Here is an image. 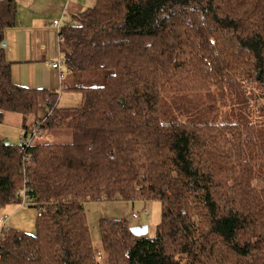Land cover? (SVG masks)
Listing matches in <instances>:
<instances>
[{
    "label": "trees",
    "instance_id": "16d2710c",
    "mask_svg": "<svg viewBox=\"0 0 264 264\" xmlns=\"http://www.w3.org/2000/svg\"><path fill=\"white\" fill-rule=\"evenodd\" d=\"M17 15L15 0H0V122L19 112L72 140L24 152L0 137V209L24 184L37 209L34 234L3 232L0 264H105L85 209L103 191L162 208L154 236L100 220L108 264H264V120L245 112L260 99L264 115V0H95L58 31L70 72L106 71L103 84L73 88L74 107L13 82L1 44ZM182 93L228 113L197 122L162 108Z\"/></svg>",
    "mask_w": 264,
    "mask_h": 264
},
{
    "label": "rangeland",
    "instance_id": "374dc122",
    "mask_svg": "<svg viewBox=\"0 0 264 264\" xmlns=\"http://www.w3.org/2000/svg\"><path fill=\"white\" fill-rule=\"evenodd\" d=\"M95 0H17L19 16L24 17L29 14L34 17L42 18V21L52 20V18L57 17L61 20L68 21L71 17L72 6H83L89 7L94 5ZM82 8V9H84ZM26 13H28L26 15ZM105 70H89L76 73L75 82L76 85H81L79 87H91L93 85L103 84ZM74 92V93H71ZM79 91H65L64 98L62 100L63 107H74L78 103H70L71 97L78 100L82 93ZM81 100L79 103H82ZM220 101L218 100L217 103ZM263 101L257 100L255 108L252 106L247 109L246 115H248L252 122L257 123L261 118L264 120V115L262 109L260 108ZM67 104V105H66ZM173 107H181L185 112H181L180 116L182 118L186 117L188 109L190 112L188 116L197 122H215L223 120L227 113L224 115L226 106L220 105L215 109H211L208 102L201 101L196 98L192 93H182V94H165L162 99V108L165 109L169 105ZM175 109V108H174ZM178 110V109H177ZM219 112L218 117L213 115L214 112ZM223 111V112H222ZM222 112V114H220ZM6 116L3 118L0 124L7 125V135L13 144L20 143V136L22 135V130L20 133L21 117L22 114L19 112L7 111ZM237 120V118H235ZM3 127V126H2ZM44 131V130H43ZM46 137L41 140L45 142H70L72 140L69 130L57 129V128H46L44 134ZM32 164L29 165L31 167ZM24 180L21 181L23 184ZM254 183V182H253ZM255 184L259 187L264 186V177H260ZM102 195L96 197V199H89L85 202V209L87 213V219L89 224V229L92 236L93 246L95 248V258L98 263L102 262L103 259L107 262V255L103 251L101 232H100V220L103 218H114L126 221L130 226L134 225H147L149 230L147 232L148 236H154L156 232L157 225L161 222L162 208L161 202L158 199L151 200H126V199H115L108 200L106 197V191L101 193ZM100 197V198H99ZM9 215V226L16 229H20L27 233L34 234L36 231V215L37 209L33 206H27L18 203L7 204L0 209V214ZM136 214V215H134ZM101 253L103 259L99 258V253Z\"/></svg>",
    "mask_w": 264,
    "mask_h": 264
},
{
    "label": "crops",
    "instance_id": "0c3cea01",
    "mask_svg": "<svg viewBox=\"0 0 264 264\" xmlns=\"http://www.w3.org/2000/svg\"><path fill=\"white\" fill-rule=\"evenodd\" d=\"M15 1L17 3V0ZM82 8L84 7L72 6L71 17L68 21L63 20V24L73 23V15L83 10ZM54 20H57V17L52 18V20L45 19L42 21V18L34 17L30 14L21 18L18 12L17 25L6 29L3 40L6 45L1 46L6 51L7 60L11 63V77L15 84L32 89H46L56 92L58 95L57 105L63 107L62 100L65 91H79L73 88L81 85H76V73L70 72L64 61V55L61 52L62 41L59 38L57 27L53 23ZM58 60L61 61L59 68L51 67V63ZM80 92L82 93V91ZM68 100H70L68 104L78 103L80 105L81 103L79 102L83 100V93L78 100H75L74 97ZM44 113H46V108H42L41 116ZM5 116L6 114L4 113L3 118ZM20 119L22 126L20 133L21 130L27 127L25 123L31 126L35 122L33 116H29L25 120L22 115ZM6 127L7 125L0 124V137L11 143Z\"/></svg>",
    "mask_w": 264,
    "mask_h": 264
},
{
    "label": "built area",
    "instance_id": "2783aa9c",
    "mask_svg": "<svg viewBox=\"0 0 264 264\" xmlns=\"http://www.w3.org/2000/svg\"><path fill=\"white\" fill-rule=\"evenodd\" d=\"M54 25L57 27V30L59 31L61 27V21L60 20H54ZM59 38L60 35H59ZM61 64V61L58 60L56 62L51 63V67L53 68H59ZM45 138L44 131L41 127V122L37 121L34 122L31 126L25 127L22 130V135L20 136V149L25 152V150L30 146L32 143L38 140H43ZM27 157L25 158L26 162ZM18 196L21 197V203L27 206H31L34 204V201L31 198H28V187L26 184L17 192ZM136 215V214H134ZM9 215L8 214H1L0 215V238L5 230H8L10 228L9 224ZM99 253V258H102V255L100 252Z\"/></svg>",
    "mask_w": 264,
    "mask_h": 264
},
{
    "label": "water",
    "instance_id": "95a60500",
    "mask_svg": "<svg viewBox=\"0 0 264 264\" xmlns=\"http://www.w3.org/2000/svg\"><path fill=\"white\" fill-rule=\"evenodd\" d=\"M1 45L5 46L6 42L3 41ZM6 143H9V141H6ZM130 230L135 236H142L147 234L149 228L147 225H134L130 227Z\"/></svg>",
    "mask_w": 264,
    "mask_h": 264
}]
</instances>
